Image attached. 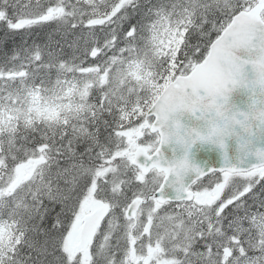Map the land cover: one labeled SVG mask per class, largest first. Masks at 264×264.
Here are the masks:
<instances>
[{
  "label": "snow or ice",
  "instance_id": "1",
  "mask_svg": "<svg viewBox=\"0 0 264 264\" xmlns=\"http://www.w3.org/2000/svg\"><path fill=\"white\" fill-rule=\"evenodd\" d=\"M237 85L264 0H0V264H264V153L165 151Z\"/></svg>",
  "mask_w": 264,
  "mask_h": 264
},
{
  "label": "water",
  "instance_id": "2",
  "mask_svg": "<svg viewBox=\"0 0 264 264\" xmlns=\"http://www.w3.org/2000/svg\"><path fill=\"white\" fill-rule=\"evenodd\" d=\"M249 76L251 79V72ZM245 91V87L229 86L211 109H178L165 128V135L171 136L165 151L176 160L189 162L207 147L218 156L233 158V162L241 157L249 163L258 162V154L264 153V138L249 131L248 114L240 108Z\"/></svg>",
  "mask_w": 264,
  "mask_h": 264
}]
</instances>
